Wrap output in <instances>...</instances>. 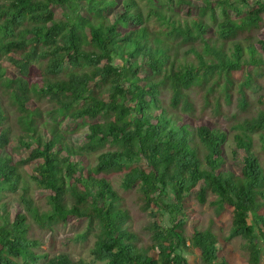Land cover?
<instances>
[{
	"label": "trees",
	"instance_id": "16d2710c",
	"mask_svg": "<svg viewBox=\"0 0 264 264\" xmlns=\"http://www.w3.org/2000/svg\"><path fill=\"white\" fill-rule=\"evenodd\" d=\"M262 25L264 0H0V87L24 132L7 124L12 112L0 99V264H77L68 253L36 252L40 242L30 235L26 214L11 216L14 202L49 228L69 217L86 219L89 232L97 230L92 255L103 264H188L181 252L191 245L201 250L202 264H227L211 227L195 226L186 236L194 192L201 205L212 196L210 206L232 208L228 240L247 238L248 264H260L264 168L251 133H261L264 148V112L233 127L228 158V132L207 123L192 129L174 110L193 117L195 92L203 112L220 116L239 71L246 109L247 89L260 91L264 76L258 54L264 40L252 41ZM187 54L197 63L186 61ZM4 60L15 66L14 76ZM35 94L51 105L50 114L89 121L82 145L65 142L57 124L42 142L38 120L46 112L29 106ZM18 143L28 156L14 158ZM92 155L94 164L87 160ZM118 174L123 189L137 191L143 210L152 209L149 246L130 230V212L112 182ZM34 190L49 193L47 212L36 209ZM8 193L16 194L11 203Z\"/></svg>",
	"mask_w": 264,
	"mask_h": 264
},
{
	"label": "rangeland",
	"instance_id": "374dc122",
	"mask_svg": "<svg viewBox=\"0 0 264 264\" xmlns=\"http://www.w3.org/2000/svg\"><path fill=\"white\" fill-rule=\"evenodd\" d=\"M186 8L185 11L186 12ZM196 9H192V12H195ZM254 36L253 42L258 44V40H264V25L260 27L259 30H256L252 33ZM244 37V36H243ZM259 55H262L264 58V52L261 51V47L258 45ZM182 55L184 52L181 53ZM181 55V57H182ZM248 55V54H247ZM185 60L193 63H197L194 56L191 54L185 55ZM37 65V64H36ZM38 64L37 66H39ZM2 67L6 69L8 76H14L17 71L16 68L9 60H4L2 62ZM39 76L36 81L41 82L43 74L38 72L34 74ZM235 88L232 93L231 104L226 102V98L222 97L221 99V115L215 117L212 111L207 108L202 110V99L201 96L195 92H190V96L193 99V102L198 106V110L192 117H187L183 109L179 108L174 110L179 117L185 118L190 122L192 129L201 126L204 123L215 127V129H220L226 131L229 134V145L227 144V154L228 158L230 156V148H235L234 136L238 130L233 129L234 126H237L241 121L247 119H252L257 117L261 112H264V76L258 78V82L261 86V90L256 92L255 90L248 88L246 91L248 99V107L246 109L241 108L240 106V96L239 94V84L243 80V72H235ZM0 99H2V105L9 111L12 112V115L9 117L7 124L11 125L14 132L21 135L24 134L20 128L16 126V116L17 113H13V109L10 106V98L6 89L0 87ZM164 102L166 105L170 104V93L166 91L164 93ZM30 107L40 106L43 111L44 116L39 118L38 122L41 125V133L43 135V140L49 138V131L53 129L56 124L64 132L65 142L72 143L74 145H82L88 134V120H83L79 122H73L65 117H60L58 114H50L47 112L51 110V105L35 94L33 100L29 104ZM13 124H15L13 126ZM253 138V152L259 158L261 165L264 168V148L262 146L261 133H251ZM29 149L23 146L21 143L13 149L12 155L15 159H20L22 156H28ZM87 160L91 164H94L96 161V155L87 156ZM241 161V156L238 158ZM239 164V163H238ZM31 168H26L24 171L25 176L27 177L30 174ZM122 174H118L112 177V182L115 188L122 196V203L125 209L130 212L131 220L129 221L130 230L135 232L139 237V242L141 246H149L153 243L151 233L148 231V225L154 221V217L151 216L150 211L145 212L142 208V204L138 202V194L135 190H125L121 187ZM28 179V177H27ZM48 192L34 190L32 195L34 196L33 202L37 210L42 212H47L49 205L47 203ZM7 201L11 203L12 198L16 194L8 193ZM215 199V197L209 196L208 201L205 205H201L197 202L195 198V192L189 197L187 201V213H188V222L185 226L186 236L191 237L195 226L200 227L201 229H208L211 227L213 232L218 237L219 246V255L224 256L228 260L227 264H248L250 251L253 246L250 244L247 238L245 237H234L231 240H228L232 228V219L233 213L232 208L225 206L222 209H217V207H212L209 205V202ZM12 207L10 208L11 216L14 217L17 212H22L26 214L28 224H30V235L39 240L40 246L37 249H34L38 253H49V254H59V253H68L71 258L77 264H103L101 261L96 260L92 255V248L96 242V228L89 232L88 222L86 219H78L76 217H69L66 224L53 225L51 228L48 226V223L41 225L38 220V217H34L35 214L32 212H26L24 207L19 203H11ZM155 208V206H153ZM264 215V211L261 212ZM161 221L163 225L169 226L168 216H161ZM93 228V227H92ZM190 241V240H189ZM189 243V242H188ZM264 246V244H261ZM201 250L194 246H189L187 249L183 250L181 254L188 260L189 264H202L200 258ZM261 262L264 264V249L261 254ZM36 264H41L36 263Z\"/></svg>",
	"mask_w": 264,
	"mask_h": 264
},
{
	"label": "crops",
	"instance_id": "0c3cea01",
	"mask_svg": "<svg viewBox=\"0 0 264 264\" xmlns=\"http://www.w3.org/2000/svg\"><path fill=\"white\" fill-rule=\"evenodd\" d=\"M264 249V248H263ZM228 261V260H227ZM228 263V262H227ZM188 264H189V262H188ZM260 264H263V262H261Z\"/></svg>",
	"mask_w": 264,
	"mask_h": 264
}]
</instances>
